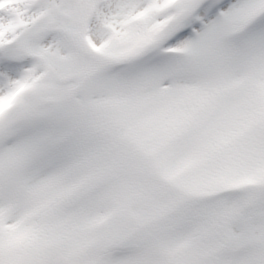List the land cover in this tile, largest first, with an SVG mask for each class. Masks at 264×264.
Masks as SVG:
<instances>
[{
	"label": "snow or ice",
	"instance_id": "obj_1",
	"mask_svg": "<svg viewBox=\"0 0 264 264\" xmlns=\"http://www.w3.org/2000/svg\"><path fill=\"white\" fill-rule=\"evenodd\" d=\"M0 264H264V0H0Z\"/></svg>",
	"mask_w": 264,
	"mask_h": 264
}]
</instances>
